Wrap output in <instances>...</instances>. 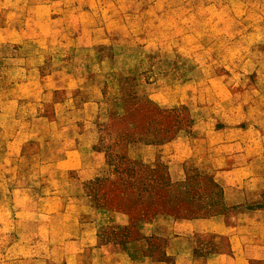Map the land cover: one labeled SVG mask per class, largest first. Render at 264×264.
Instances as JSON below:
<instances>
[{
	"label": "rangeland",
	"instance_id": "obj_1",
	"mask_svg": "<svg viewBox=\"0 0 264 264\" xmlns=\"http://www.w3.org/2000/svg\"><path fill=\"white\" fill-rule=\"evenodd\" d=\"M1 4L0 264H65L51 243L59 237L46 235L51 227L42 211L50 189L42 166L57 159L61 150L82 144L71 123L74 119L80 130L93 135L91 145L104 155V168L64 174L60 181L67 182L68 198L85 202L86 220L97 211H103V218L117 216L114 224L97 227L100 243H139L133 229L140 215L173 212L165 208L171 194L161 167L135 159L131 146L158 119L173 117L159 103L172 101L174 85L187 79L195 61L220 69L223 54L245 52L251 36L264 40V28H253L264 21V0H0ZM49 72L52 75L43 78ZM39 77L47 91L74 87L68 94L53 93L55 101L68 98L65 105L55 106L47 97L52 92L41 97L31 85L24 86L20 97L16 85ZM80 89V99L90 104L73 111L77 104L71 106L69 97H79ZM17 98L22 100L10 102ZM41 113L48 119L57 117L58 124L37 120ZM73 182L80 187L71 188Z\"/></svg>",
	"mask_w": 264,
	"mask_h": 264
},
{
	"label": "crops",
	"instance_id": "obj_2",
	"mask_svg": "<svg viewBox=\"0 0 264 264\" xmlns=\"http://www.w3.org/2000/svg\"><path fill=\"white\" fill-rule=\"evenodd\" d=\"M261 13L264 20V6ZM256 27L264 28V21ZM249 39L245 52L221 56L220 69L194 60L187 79L174 85L172 101L159 103L173 117L158 119L145 132L147 141L131 146L135 159L161 167L171 194L165 208L173 212L140 215L133 229L139 243H100L97 227L114 224L117 216L103 218V211H97L86 220L85 202L68 198L67 182L60 181L64 174L104 168V155L93 151V135L80 130L78 119L71 121L82 144L61 150L57 159L42 166L50 189L42 211L51 227L46 235L61 239L51 243L65 264H264V40ZM43 78L17 84L20 97L24 86L31 85L41 97L52 92L47 97L55 106L65 105L68 98L55 101V94L71 93L74 87L47 91L40 84ZM81 91L79 97H69L71 106L77 104L73 111L90 104L80 99ZM36 116L46 125L59 121Z\"/></svg>",
	"mask_w": 264,
	"mask_h": 264
},
{
	"label": "trees",
	"instance_id": "obj_3",
	"mask_svg": "<svg viewBox=\"0 0 264 264\" xmlns=\"http://www.w3.org/2000/svg\"><path fill=\"white\" fill-rule=\"evenodd\" d=\"M141 139V141H147L146 139H144V138H142V137H140ZM216 196L218 197V193L216 194ZM213 207V209L215 208V206H212Z\"/></svg>",
	"mask_w": 264,
	"mask_h": 264
}]
</instances>
